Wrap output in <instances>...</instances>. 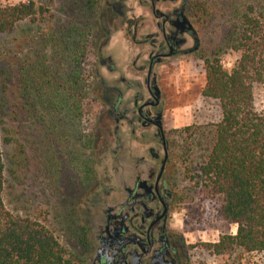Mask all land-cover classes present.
<instances>
[{
    "label": "trees",
    "instance_id": "16d2710c",
    "mask_svg": "<svg viewBox=\"0 0 264 264\" xmlns=\"http://www.w3.org/2000/svg\"><path fill=\"white\" fill-rule=\"evenodd\" d=\"M43 1L29 0L9 7L0 4V35L14 36V42H18L21 35L28 33L27 22L44 24L49 11ZM60 2L87 20L85 24L72 23L70 28L58 30L51 40L57 44L55 51L68 58L66 74L49 69L43 60L25 70L27 59L20 58L21 64L12 63L14 48L5 55L0 51V60L7 63L0 72V264H89L83 252L77 254L59 242L54 231L40 219L41 214L30 216L12 210L5 198L7 167L3 144L15 143L13 160L18 171L28 165L26 147L12 136L14 130L7 119L23 123V116L36 114L39 107L43 108V122L51 115L63 119V128L71 133L76 145V150H65L56 159L60 165L56 182L63 199H67L68 188L79 187L87 193L95 184L96 128L89 133L84 127L81 130V124L98 121L103 114L85 109L89 101L87 77L93 71L89 72L84 63L89 42L97 34V27L90 20L96 16L100 0ZM259 3L232 9L234 22L227 43L231 51L239 54L233 69L223 67L222 49L204 59L206 85L202 95L219 102L221 120L204 128L188 129L192 132L187 142L191 141L196 151L201 148L197 167L188 171L193 174L189 179L203 201L216 205L217 216L237 227L236 235H223L217 243L203 246L205 252L216 257L241 252L264 259V113L256 111L253 94L254 85H264V0ZM206 4L198 8L200 14L196 13L198 26L207 25L211 15ZM52 18L53 15L48 16L49 22ZM16 65L22 68L14 81L9 71ZM53 137L54 143L62 145L66 134ZM67 157L71 164L78 160L79 168L66 164ZM71 216L67 218L70 220Z\"/></svg>",
    "mask_w": 264,
    "mask_h": 264
},
{
    "label": "rangeland",
    "instance_id": "374dc122",
    "mask_svg": "<svg viewBox=\"0 0 264 264\" xmlns=\"http://www.w3.org/2000/svg\"><path fill=\"white\" fill-rule=\"evenodd\" d=\"M27 2L29 0H0L3 7ZM137 2L138 0H126V4H124L125 18H118L106 10L104 1L100 0L96 16L90 20L97 27V34L93 35L94 37L89 42L86 53L87 61L84 63L89 72L93 71V74L87 77L89 101L85 104V109L92 110L96 115L100 112L103 114L100 115L98 121L90 122L88 120V122L82 123L81 130L84 127L83 130L92 133V129L96 128L94 132V173L95 177L101 178L100 181H105L108 178L113 179L115 175L121 174L113 172L116 166L114 157L123 160L124 156L121 153L113 154L116 150L113 137L114 123L110 122L103 109L102 91L97 81L98 75L102 74L104 78H107V75L104 70L102 71L98 67L97 50L99 45L104 42V32L111 31L112 41L105 48L106 52L102 53L103 57H112L118 66L119 74H125L129 79L132 62L138 54L142 55V52L132 46L131 41L125 37V32L130 29L134 21L145 24L147 31H153L154 22L149 10L142 8ZM196 3L195 21L196 13L200 14L198 8H204L205 3L210 8L211 15L207 25L198 26L196 22L202 38L201 52L196 56L185 58L181 64H178L179 61L175 62L173 67L175 69L174 86L171 95L174 110L171 115L173 121L171 128L174 137L172 187L175 201L171 216L172 228L184 240L188 264H264V259L255 254L236 252L226 257H216L203 249L206 244L217 243L223 235H236L237 227L218 217L216 205L203 201L199 191L195 189L194 183L189 179L193 174L190 175L188 171L197 167L201 148L196 151V148L191 146V141L187 142L190 139L189 134L192 132L188 129L217 124L222 117L219 102L204 98L202 95L206 85L204 59L214 51L222 49L223 52H220L222 65L226 70L231 71L239 58V54L231 51L227 43V37L234 22V15L231 14L232 9H243L249 4L261 3L259 0H196ZM43 4L49 11L44 24L31 25L27 22L25 26L28 28V33L25 34L26 36L21 35L18 42H14V36L0 35V51H3L5 55L14 48L15 53L12 56L15 58L12 63L17 64L20 58L27 59L23 64L25 70L37 65L39 60H43L49 69L54 68L56 73L60 71L61 74H66L68 58L66 54H59L57 50L55 51L57 44L51 40L58 30L68 29L72 23L85 24L87 20L83 15L76 14L72 8H64L65 4H62L60 0H44ZM51 15L53 18L49 22L48 16ZM6 66L7 63L0 60V72ZM21 66L16 65L13 70L9 71L10 77L12 74L14 81L18 78V70ZM131 77L134 78L133 75ZM2 82L0 80V87ZM253 94L256 111L260 114L264 113V85H254ZM129 95L132 96V93ZM42 109L39 107L36 114L23 116L25 118L23 123L10 122V117L7 119L8 125L10 124L14 130L12 136L26 147L28 165L18 171L13 160L15 143L12 145L3 144L2 149L7 167L5 198L12 210L27 213L30 216H40L41 214L40 219L54 231L59 242L80 254L82 250L76 241L74 232L70 230V221L74 219L69 220L68 215H71L72 210L86 207V197L93 191L84 193L79 187L70 190L68 188L67 199L65 197L63 199L57 183L58 166L60 165L56 159L59 160L60 154L65 150H76V145L71 133H67L63 128V119L59 115H51L46 122H43ZM54 134L56 137L66 134L62 145L54 143ZM124 134L122 133V136ZM75 157L76 155H74ZM66 164H71L68 157ZM70 166L79 168L80 164L78 160H74ZM12 172H16V174L13 175ZM91 196L88 198H92Z\"/></svg>",
    "mask_w": 264,
    "mask_h": 264
},
{
    "label": "flooded vegetation",
    "instance_id": "af4514ba",
    "mask_svg": "<svg viewBox=\"0 0 264 264\" xmlns=\"http://www.w3.org/2000/svg\"><path fill=\"white\" fill-rule=\"evenodd\" d=\"M103 1L112 15L125 18L126 0ZM137 3L149 10L154 22L153 31L134 21L125 32L142 52L132 62L129 79L119 74L112 57H103L111 31L104 32L96 55L98 67L107 75L96 76L103 109L114 123L113 154L124 156L114 157L113 172L121 174L105 181L96 176L86 207L71 211L70 230L89 264H188L184 240L171 224L175 201L171 90L175 62L181 64L202 49L195 21L197 3Z\"/></svg>",
    "mask_w": 264,
    "mask_h": 264
}]
</instances>
